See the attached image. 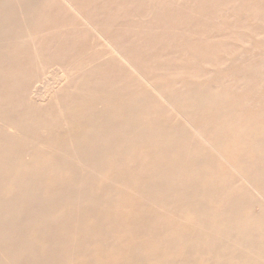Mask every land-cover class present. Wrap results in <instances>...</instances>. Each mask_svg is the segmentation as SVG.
Wrapping results in <instances>:
<instances>
[{
    "label": "bare ground",
    "instance_id": "bare-ground-1",
    "mask_svg": "<svg viewBox=\"0 0 264 264\" xmlns=\"http://www.w3.org/2000/svg\"><path fill=\"white\" fill-rule=\"evenodd\" d=\"M231 1L0 0V264H264V43L187 11Z\"/></svg>",
    "mask_w": 264,
    "mask_h": 264
},
{
    "label": "rangeland",
    "instance_id": "rangeland-1",
    "mask_svg": "<svg viewBox=\"0 0 264 264\" xmlns=\"http://www.w3.org/2000/svg\"><path fill=\"white\" fill-rule=\"evenodd\" d=\"M239 3H241L240 0H233L229 4H227V5L225 4L228 7L227 10L223 9V8H225L224 7L225 5L223 4V5H215L216 6L215 9H210L211 11L206 10V11H203L202 13H199L200 12L199 9L203 4L188 3V6H189V7H187L188 8L187 9L188 14L191 17H196V18L198 15L199 20L203 23V26L201 28L204 29V35L199 37V35L196 34V35L192 36L191 38H195L196 40L198 38H200L201 39L200 42H201V44L203 43V46H205L206 43L207 42L209 43L210 41L212 43L220 44V45H227V44L231 45V47L228 49H218V50H220V53L223 57H225L226 55L233 57L234 55H238L237 53L243 54L242 52H238V51H243V52L247 51V54H248L251 46H254L257 44L261 47L262 44L260 45V43H264V39H263L264 38V23H262L261 21H257V20L251 21L252 19L250 20L251 22H249V25H250L251 29L253 31H255L256 34L250 35L249 36L250 40L248 42L246 41L244 43L242 40H239L238 37L236 38L235 36H231V37L229 36L230 32L235 31V30L229 29V24L234 23V22H238L239 20L242 21L245 19H247V20L250 19L249 17H247L243 14V11H239V9H235L236 8L235 5L239 4ZM204 4L207 5L208 3L204 2ZM167 6H170V3ZM117 7H119L118 9H121V8L124 9L123 5L119 2H117ZM229 7L231 8L230 10H229ZM261 11L264 12V6L261 9ZM219 14H223V15H219ZM215 15H217V18H215L214 21L209 23L207 21V18H211L213 20V16H215ZM203 21L207 22L208 24L204 25ZM209 25H211V26L213 25V28L216 29V31L213 32L211 29H209ZM214 26H217V27H214ZM207 32L211 33V35L207 34ZM157 39L159 40V38H157ZM186 51H187V47H186V50L184 49V55L187 56L188 54L186 53ZM244 56H245V54H244ZM168 57H171V60H172L173 58H175V55H174V53H172L165 58H168ZM172 61H173L172 63L175 62L174 59ZM223 67L224 66H222V68ZM226 67H228V66H226ZM225 68H223V69L225 70ZM206 70L209 71V68L207 67Z\"/></svg>",
    "mask_w": 264,
    "mask_h": 264
}]
</instances>
